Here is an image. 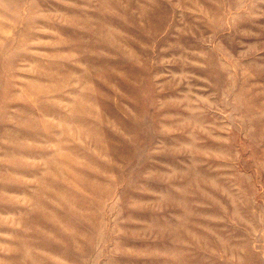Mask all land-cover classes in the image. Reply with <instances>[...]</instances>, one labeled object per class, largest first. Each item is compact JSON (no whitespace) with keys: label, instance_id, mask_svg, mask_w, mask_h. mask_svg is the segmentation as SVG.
Instances as JSON below:
<instances>
[{"label":"rangeland","instance_id":"obj_1","mask_svg":"<svg viewBox=\"0 0 264 264\" xmlns=\"http://www.w3.org/2000/svg\"><path fill=\"white\" fill-rule=\"evenodd\" d=\"M0 264H264V0H0Z\"/></svg>","mask_w":264,"mask_h":264},{"label":"bare ground","instance_id":"obj_2","mask_svg":"<svg viewBox=\"0 0 264 264\" xmlns=\"http://www.w3.org/2000/svg\"><path fill=\"white\" fill-rule=\"evenodd\" d=\"M102 8H103V7H102ZM98 12H101V9H99Z\"/></svg>","mask_w":264,"mask_h":264}]
</instances>
